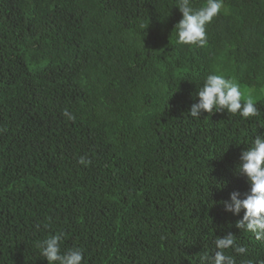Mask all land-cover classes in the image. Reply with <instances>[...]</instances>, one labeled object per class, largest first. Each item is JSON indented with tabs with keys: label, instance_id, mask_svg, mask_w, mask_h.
Wrapping results in <instances>:
<instances>
[{
	"label": "trees",
	"instance_id": "obj_1",
	"mask_svg": "<svg viewBox=\"0 0 264 264\" xmlns=\"http://www.w3.org/2000/svg\"><path fill=\"white\" fill-rule=\"evenodd\" d=\"M176 5L0 0V264H48L37 243L57 234L83 264H201L228 233L235 264H264L223 203L248 192L239 157L264 135V70L246 78L264 69V0H224L202 47L177 42ZM213 73L259 116L190 117Z\"/></svg>",
	"mask_w": 264,
	"mask_h": 264
},
{
	"label": "clouds",
	"instance_id": "obj_2",
	"mask_svg": "<svg viewBox=\"0 0 264 264\" xmlns=\"http://www.w3.org/2000/svg\"><path fill=\"white\" fill-rule=\"evenodd\" d=\"M194 0H177L176 7L182 13V18L175 25L177 42L188 46L202 47L206 43V26L225 10L224 0H205L199 8L193 7ZM198 102L191 105L189 115L199 118L202 112L209 114L227 111L242 118L259 116V109L253 98L246 96L241 85L232 78L222 74H209L203 86L197 91ZM69 120L75 116L67 110L63 113ZM236 171L247 179L249 190L241 194L234 191L229 201H224V207L234 215L243 216L236 221V228L252 233L257 240L264 239V135H256L249 148L243 150L239 157ZM81 164H87L83 157ZM62 234L50 235L39 241L37 247L48 264H83L84 252L81 248L62 250ZM217 251L214 256L205 254L201 264H235V259L225 254L232 248L238 254H245L247 248L237 245L235 236L231 233L215 240Z\"/></svg>",
	"mask_w": 264,
	"mask_h": 264
},
{
	"label": "rangeland",
	"instance_id": "obj_3",
	"mask_svg": "<svg viewBox=\"0 0 264 264\" xmlns=\"http://www.w3.org/2000/svg\"><path fill=\"white\" fill-rule=\"evenodd\" d=\"M263 68H259L257 70H255L254 72H250L246 75V78H248V80H253V79H258L260 77V74L263 72ZM246 96L250 95L249 93L243 92ZM253 100L255 99L252 95H250Z\"/></svg>",
	"mask_w": 264,
	"mask_h": 264
}]
</instances>
